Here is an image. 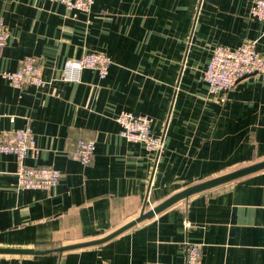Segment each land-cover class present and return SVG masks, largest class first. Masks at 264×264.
<instances>
[{
  "label": "crops",
  "instance_id": "crops-1",
  "mask_svg": "<svg viewBox=\"0 0 264 264\" xmlns=\"http://www.w3.org/2000/svg\"><path fill=\"white\" fill-rule=\"evenodd\" d=\"M253 0H95L89 12L56 0H0L8 36L0 72L34 57L46 84L19 89L0 77V131L30 126L38 152L27 166L60 170L49 189H18L19 161L0 155V264H183L184 242L202 264H264V169L209 188L98 244L142 211L194 184L264 160V75L209 94L202 78L212 49L256 41L264 26ZM101 52L99 78H60L67 59ZM121 111L152 118L163 150L119 135ZM9 116H13L11 121ZM79 138L95 141L89 164L72 160ZM185 223L189 224L186 227Z\"/></svg>",
  "mask_w": 264,
  "mask_h": 264
},
{
  "label": "built area",
  "instance_id": "built-area-1",
  "mask_svg": "<svg viewBox=\"0 0 264 264\" xmlns=\"http://www.w3.org/2000/svg\"><path fill=\"white\" fill-rule=\"evenodd\" d=\"M70 9L89 12L95 0H56ZM249 15L259 20L264 26V0H253L249 7ZM8 32L0 19V54L6 44ZM110 58L101 52L84 53L78 58L67 59L61 69L60 78L64 81H79L80 72L93 69L99 78L108 74ZM255 74L264 75V55L256 49V41L247 40L236 48L217 45L212 49L210 60L203 71L202 78L207 85L209 94L227 92L235 84ZM0 77L16 88L27 86L43 87L41 69L34 57L25 58L15 70L0 72ZM4 114L0 113V118ZM13 121L14 117L9 116ZM115 121L119 124V135L129 142H139L149 152L159 154L164 146V135H154L151 132L152 118L148 115H134L132 112L121 111ZM95 151V141L91 138H79L69 156L82 164H89ZM38 152L30 126L0 131V155L12 154L19 161L16 171V187L18 189L49 190L55 187L61 177V172L52 166H27L25 158ZM189 227L188 223H185ZM185 257L183 264H202L201 243L185 241Z\"/></svg>",
  "mask_w": 264,
  "mask_h": 264
},
{
  "label": "water",
  "instance_id": "water-1",
  "mask_svg": "<svg viewBox=\"0 0 264 264\" xmlns=\"http://www.w3.org/2000/svg\"><path fill=\"white\" fill-rule=\"evenodd\" d=\"M264 169V160L250 164L248 166L233 170L231 172H228L226 174L211 178L209 180L200 182L198 184L191 185L189 187L184 188L183 190L174 193L173 195L169 196L156 206H153L149 208L148 210H145V203L143 205L142 211L139 214V216L135 219L132 220L131 222L125 224L121 228L117 229L116 231L112 232L108 236H105L104 238L95 240V241H88V242H83V243H78V244H73V245H68V246H62L58 248L57 250L59 252L68 250V249H73V248H78V247H83V246H88V245H93V244H98L102 243L119 233L125 231L126 229L132 227L133 225L153 217L155 214H158L162 210L170 207L171 205L175 204L176 202L186 199L192 194H195L197 192L213 188L228 182H231L239 177H242L244 175L259 171ZM0 253L2 254H37V253H43L41 251L33 250V249H19V248H0Z\"/></svg>",
  "mask_w": 264,
  "mask_h": 264
}]
</instances>
